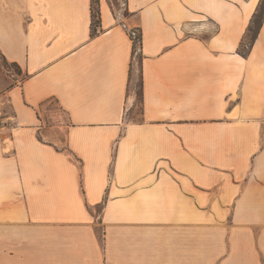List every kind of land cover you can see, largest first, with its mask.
Listing matches in <instances>:
<instances>
[{
    "label": "crops",
    "instance_id": "0c3cea01",
    "mask_svg": "<svg viewBox=\"0 0 264 264\" xmlns=\"http://www.w3.org/2000/svg\"><path fill=\"white\" fill-rule=\"evenodd\" d=\"M260 2L126 0L118 17L102 0L94 27L92 0H0V56L21 70L0 264H264V22L238 53ZM51 101L62 147L39 136Z\"/></svg>",
    "mask_w": 264,
    "mask_h": 264
},
{
    "label": "rangeland",
    "instance_id": "374dc122",
    "mask_svg": "<svg viewBox=\"0 0 264 264\" xmlns=\"http://www.w3.org/2000/svg\"><path fill=\"white\" fill-rule=\"evenodd\" d=\"M102 0H93V5L95 9L99 8L100 11V2ZM107 3L114 9L116 16H124L127 14L125 11L126 0H106ZM193 32L196 34L198 31L197 28L193 29ZM21 71L18 67L10 65L2 59L0 56V128L5 126L9 130L16 125V120L11 110V105L8 99L5 97L6 91L12 87L16 81L20 79ZM135 91L140 93L139 86V72L137 67L135 70ZM141 106L137 102L136 108L132 113V118L135 120H140L141 118ZM41 118L42 131L39 134L40 140L46 142H53L58 144L59 147H62L65 143V132L60 130V126H65L68 124V118L63 109L55 102L51 101L39 111ZM10 132V131H9ZM11 146V144L9 143ZM101 213V209L98 212V215Z\"/></svg>",
    "mask_w": 264,
    "mask_h": 264
},
{
    "label": "trees",
    "instance_id": "16d2710c",
    "mask_svg": "<svg viewBox=\"0 0 264 264\" xmlns=\"http://www.w3.org/2000/svg\"><path fill=\"white\" fill-rule=\"evenodd\" d=\"M92 11H93V26L98 27L100 24V11L99 8L95 9L92 0ZM264 22V0H261L252 20L247 29L246 35L238 49V53L243 57H248L252 47L254 46L255 42L257 41L262 25ZM130 38L133 42V61H132V73L133 68L138 65L139 70L142 69V60H143V37L142 32L139 29H132L129 32ZM21 71V70H20ZM141 76L139 81V89L140 93H138V103L140 104L141 108V115H142V104H143V84H142V70ZM141 119V118H140Z\"/></svg>",
    "mask_w": 264,
    "mask_h": 264
}]
</instances>
